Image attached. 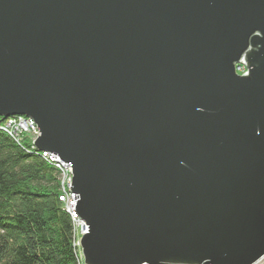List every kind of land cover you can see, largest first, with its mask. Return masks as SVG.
<instances>
[{"label": "water", "instance_id": "obj_1", "mask_svg": "<svg viewBox=\"0 0 264 264\" xmlns=\"http://www.w3.org/2000/svg\"><path fill=\"white\" fill-rule=\"evenodd\" d=\"M13 115L71 165L84 264L264 255V0H0Z\"/></svg>", "mask_w": 264, "mask_h": 264}, {"label": "trees", "instance_id": "obj_2", "mask_svg": "<svg viewBox=\"0 0 264 264\" xmlns=\"http://www.w3.org/2000/svg\"><path fill=\"white\" fill-rule=\"evenodd\" d=\"M32 146L0 128V264H81L61 173Z\"/></svg>", "mask_w": 264, "mask_h": 264}, {"label": "built area", "instance_id": "obj_3", "mask_svg": "<svg viewBox=\"0 0 264 264\" xmlns=\"http://www.w3.org/2000/svg\"><path fill=\"white\" fill-rule=\"evenodd\" d=\"M236 72L240 75H243L246 73V66H245V61L242 60L239 64L236 65ZM0 128L5 131L6 133H8L10 136L14 137V138H18L21 134H28L32 137L33 140V148L35 149L36 146L34 144V141L37 139L38 135H39V131L37 128V125L35 123L34 120H32L29 117H25V116H15L13 119H6L3 121V123L1 124ZM37 150V148L35 149ZM44 158H46L48 160L49 163L53 164L61 173V189L62 191L65 193V197H66V201L67 199L70 200V196H71V200L66 203V210L67 212H69L73 218H76V214L74 212L75 207H76V201H77V195L71 193V185H72V169H71V165L63 162L62 160L59 159L58 156L48 152H39ZM72 175V177H71ZM68 177L69 178V190H65V184H63V177ZM68 193V195H67ZM61 199V198H60ZM77 245H79L77 243ZM84 264V261L82 259V263ZM253 264H264V255L262 257H260L256 262H254Z\"/></svg>", "mask_w": 264, "mask_h": 264}, {"label": "rangeland", "instance_id": "obj_4", "mask_svg": "<svg viewBox=\"0 0 264 264\" xmlns=\"http://www.w3.org/2000/svg\"><path fill=\"white\" fill-rule=\"evenodd\" d=\"M43 152H48L47 150H45V151H43ZM42 152V153H43ZM43 156H45V155H43ZM71 177H72V175H71ZM69 178L66 176H64L63 177V184H65L64 186H65V190H69ZM60 185H62V183L60 182ZM67 195H68V193H67ZM66 198V197H65ZM70 198V200H71V196L69 197ZM69 199H67V201H66V203H68L69 201H70ZM66 206H67V204H66ZM75 220H76V223H75V229H76V231H77V233H78V231H79V233H80V222H78V219L77 218H74ZM81 250V249H80Z\"/></svg>", "mask_w": 264, "mask_h": 264}, {"label": "bare ground", "instance_id": "obj_5", "mask_svg": "<svg viewBox=\"0 0 264 264\" xmlns=\"http://www.w3.org/2000/svg\"><path fill=\"white\" fill-rule=\"evenodd\" d=\"M15 117V115H13V116H10V117H7V118H5V119H2L3 121L4 120H6V119H8V118H10V119H13ZM81 249V248H80ZM81 255H82V252H81ZM82 259H83V256H82ZM83 261H84V259H83Z\"/></svg>", "mask_w": 264, "mask_h": 264}]
</instances>
